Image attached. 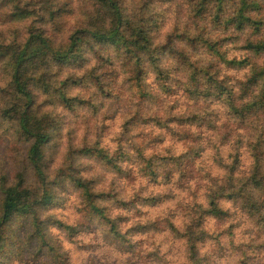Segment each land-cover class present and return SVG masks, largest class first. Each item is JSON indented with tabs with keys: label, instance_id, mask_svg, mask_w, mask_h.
I'll list each match as a JSON object with an SVG mask.
<instances>
[{
	"label": "clouds",
	"instance_id": "1",
	"mask_svg": "<svg viewBox=\"0 0 264 264\" xmlns=\"http://www.w3.org/2000/svg\"><path fill=\"white\" fill-rule=\"evenodd\" d=\"M0 264H264V0H0Z\"/></svg>",
	"mask_w": 264,
	"mask_h": 264
}]
</instances>
